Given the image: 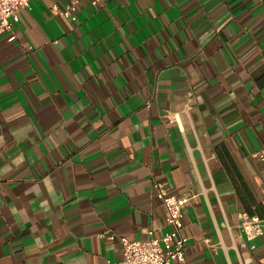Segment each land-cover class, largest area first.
Here are the masks:
<instances>
[{"label":"crops","instance_id":"obj_1","mask_svg":"<svg viewBox=\"0 0 264 264\" xmlns=\"http://www.w3.org/2000/svg\"><path fill=\"white\" fill-rule=\"evenodd\" d=\"M70 1L0 34V264L119 260L157 182L195 196L172 264H264V0Z\"/></svg>","mask_w":264,"mask_h":264},{"label":"built area","instance_id":"obj_2","mask_svg":"<svg viewBox=\"0 0 264 264\" xmlns=\"http://www.w3.org/2000/svg\"><path fill=\"white\" fill-rule=\"evenodd\" d=\"M29 1L0 0V34L14 29L19 20V12L21 9L29 7ZM79 1L71 0L63 8L55 4L53 8L70 21H76ZM103 1L92 0L94 4L103 3ZM261 157L264 159L263 155ZM154 189L167 210L165 232L161 236H156L152 230H149V237L141 240L129 239L126 236L117 237L122 245L121 258L107 261L106 264H172L175 261L178 263L184 261L186 238L182 232L183 209L195 196L169 193L164 183H155ZM262 189L264 193V180ZM241 226L247 238L253 239L264 232V219H260L256 215L245 216ZM108 236L110 239L116 238L113 234Z\"/></svg>","mask_w":264,"mask_h":264}]
</instances>
